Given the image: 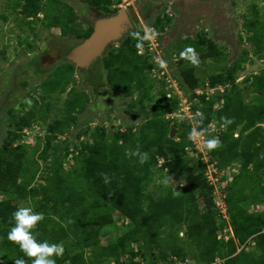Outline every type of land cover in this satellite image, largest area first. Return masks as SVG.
Here are the masks:
<instances>
[{"label":"trees","instance_id":"trees-1","mask_svg":"<svg viewBox=\"0 0 264 264\" xmlns=\"http://www.w3.org/2000/svg\"><path fill=\"white\" fill-rule=\"evenodd\" d=\"M10 1L16 6L22 5L21 13L28 19L34 20L45 11L42 21L46 19L49 28L61 30L64 36L70 35L71 26L78 20L74 8L63 0ZM82 1L105 13V16L117 14L118 9L111 7L116 2L120 3V0ZM259 17L260 13L254 7V18L246 23V28L253 33L250 40L256 42L257 52L262 56L264 34L261 28L264 29V20ZM158 23L155 26L159 30L165 29ZM93 30L92 26L80 36L81 42L89 38ZM184 44L185 47L207 49L199 56L201 62L207 59L217 62L225 58L217 44L203 35H198L197 40L188 38ZM117 45V48H112V45L98 60L103 78L112 91L118 90L125 98L134 96L138 90V102L142 104L139 111L145 112L143 102L149 99V89L145 87L146 75L155 67L150 60L152 58L141 54L147 43L138 36L134 38L128 34ZM248 60L246 53L240 60L227 65L224 71L200 81L195 75L196 66L181 58L178 70L183 82L180 81V87L191 94L192 100L196 98L200 103L199 107L193 105V112L195 116L197 112L205 114L204 126L208 130L213 122L221 127L223 116L234 119L231 125L221 128L220 132H208L211 136H217L223 144L221 148L209 151L211 162L218 172L239 163L240 172L234 183L241 178H253L260 183L264 192V186L261 185L264 177L260 174L264 169V158H261L264 153V127L261 126L264 122V73L245 77L243 81L246 86H241L239 74ZM64 63L69 68L67 78L60 84L51 83L50 87L51 78H46L41 85L44 89L41 95H44V91L47 94L65 92L77 83L75 74L79 69L67 60ZM202 86H209L216 91L221 87L226 90L211 96L206 92L196 94L195 91ZM247 91L258 95L259 99L247 103L249 95H244ZM70 92L71 97L64 104L63 117L49 126L52 133L48 137L50 140L57 139V135L69 130L76 123L77 114L86 110L89 96L76 91L75 87ZM160 95H167L165 89L161 90ZM41 97L44 100V96ZM164 98L151 107L154 117L150 118L146 113L148 121L139 134L127 130L111 136L105 128H98L92 140L82 144L80 152L74 157L76 168L72 171L65 169L62 160L68 158L69 148L63 151L62 145H56L53 153H50L52 146L48 143L41 157L47 159L52 156L53 162L44 184L38 187H31L36 170L26 162L25 146L14 148V140H9L6 148L0 149V195L9 197L0 198V264H14L20 258L31 264V259L25 256L19 246L7 239V233L13 226L12 213L20 207L19 203L32 199L36 200L35 211L45 214V220L36 229L38 239L65 243L64 255L56 258L57 264H86L88 253L90 264H105L110 260L121 264L126 257L124 264H138L135 262L137 257L147 264H172L173 258L183 262L195 260L196 264H214L218 258L222 260L221 264H264V213L250 212L242 207V198L237 194L235 185H230L224 192L233 237L227 241L219 238L220 230L227 223L219 222L217 218V188L205 175V166L195 158H190L195 148L189 133L197 124L193 126L183 122L177 126L175 122L166 120L165 115L177 111L180 101L175 98L170 104ZM33 104L34 107L27 114L15 118L16 126L29 125L36 117L43 115V108H39L36 99ZM136 104L135 101L130 104L131 109ZM171 124L180 129L175 139L170 138ZM239 128L241 132L236 137ZM84 134L88 135V132ZM137 145L142 152L149 154L144 164H140L136 157L129 159L124 154L126 149L135 150ZM159 159L163 160L161 170L167 169L174 176L181 174L191 189L185 191L181 188L177 192L176 187L167 186L157 198L149 193L147 189L155 177L154 164ZM101 173H107L111 183L105 184ZM243 200L251 201L254 206L262 202L250 197H244ZM114 213L126 218L129 224L125 226L123 235L103 247L101 234L103 229L116 223ZM54 216L59 219H54ZM183 239L195 247L194 253L183 245ZM133 243L139 244L137 252L132 248Z\"/></svg>","mask_w":264,"mask_h":264},{"label":"rangeland","instance_id":"rangeland-1","mask_svg":"<svg viewBox=\"0 0 264 264\" xmlns=\"http://www.w3.org/2000/svg\"><path fill=\"white\" fill-rule=\"evenodd\" d=\"M63 2L70 4L78 14V20L69 31V36L73 37L72 40L75 41V38H79L92 27L91 21L95 20L91 17L92 12H89L92 9L85 7L88 4H84L82 0H63ZM117 3L111 9L118 6H120L118 11L121 8L126 9L134 25L133 31L147 43L145 48H142L141 54L144 53L149 56L148 58H152L150 60L155 66L152 72L146 75L145 87L149 89V99L143 102L145 112L139 111L142 104L138 102L140 98L138 90L135 91L134 96L125 98L118 90L112 91L106 83L107 80L104 79L105 86L101 87L104 89L96 91L95 89L99 88L95 86L92 88L90 86L92 84L88 81L83 83V76H80V72L75 74L77 83L72 84L73 86L68 87L65 92L47 94L44 91V95H41L40 92L44 90L41 85L46 78H51L49 87L54 82L60 84L64 78H67L69 68L64 62V64L57 62L50 66L47 64L48 59H44L41 65L40 58L46 57L48 54L51 57L55 56V51L66 47V42L70 39H67L68 36H64L61 30L49 28L46 19L42 21L45 11L32 20L21 13L22 5L16 6L10 0H0V149L6 148L9 140H14V148L25 146L26 162L36 170V177L31 187L44 184V178L52 165V156L47 159L41 157V153L48 143L52 146L50 153H53V148L56 145H62L63 151L67 147L69 148L68 158L62 160L65 169L72 171L76 168L74 157L80 152L82 144L92 140V135L98 128H105L111 136L127 130L139 134L140 129L148 121L147 114L150 118L154 117L151 107L156 106L155 104H158V101L164 97L166 98L163 100H169L170 104L175 98L180 101L177 111L168 112L165 115L166 120L175 122L177 126L183 122L196 126L193 105L199 107L200 103L196 98L192 100L191 94L181 89L180 83L183 80L178 70L180 53L186 48L184 43L188 38L197 40L198 35H203L214 41L225 54V58L221 61L207 59L202 60L198 67L196 66L195 75L200 81H206L212 74L224 71L227 65L240 60L246 53L249 60L244 64V70L239 74L240 85L246 86L243 81L245 77L264 73V53L259 56L256 42L250 40L253 33L248 32L246 28V23L254 18V7L260 13V20H264V0H120V3ZM156 23L162 24L165 29L159 30L155 26ZM261 33L264 34L263 28H261ZM118 46L115 44L112 48ZM206 50L203 47L196 49L199 56H202ZM88 79L90 80V78ZM48 86L44 85L46 88ZM73 87L78 92L86 93L90 98V103L88 102L86 105L85 111L77 114V121L69 130L64 134L57 135V139L50 140L48 137L52 133H50L49 126L55 120L63 117L64 104L71 97L69 91ZM162 89H165L166 96L160 95ZM225 90L226 88L221 87L219 91H212L209 86H202L195 93L206 92L211 96L217 92L223 93ZM244 95L246 97L249 95L247 103H253L259 99L258 95L250 93V91L245 92ZM41 96H44V100ZM35 99L39 103V108L42 106L43 115L36 117L29 125L16 126L15 118H21L27 114L34 107ZM134 101L137 104L135 108L131 109L130 104H133ZM175 124H171V127L176 128L177 137L180 129ZM213 125L217 130L222 128L218 127L216 122H213ZM261 126L264 127V122ZM240 130V128L237 130L236 137L240 134ZM85 131L88 132V135L84 134ZM193 146L195 148L194 143ZM197 146L195 151L190 154V158H195L205 166V175L208 180L211 179L217 189L219 184H223L225 189L230 185H235L237 194L242 198V207H246L250 212L264 213V192L261 190L260 183L258 184L253 178H241L234 183V179L240 172V164L237 163L236 166L218 172L215 164L211 162V156L209 151L204 148L203 142L197 143ZM261 158H264V153ZM156 164H154V180L147 189L155 198L160 196L162 190L167 186L176 187V190L178 187L174 182L173 173L167 169H160L163 160L159 159ZM260 174L264 177V169ZM168 175L173 178V183L165 185L163 181ZM28 177L30 176L28 175ZM179 185V191L191 189L184 179ZM261 185L264 186V181ZM225 189L222 188L215 192L216 204L223 203ZM196 195L199 196L198 191H196ZM6 197L9 198L6 195H0V198ZM244 197L262 202L254 206L249 200L245 202ZM19 205L20 207L29 206L35 210L36 200L22 201ZM216 214L219 222L226 221L225 223H227L219 232V238L227 241L228 238L233 237L230 227L231 218L227 214L224 219L219 216L217 211ZM114 217L116 223L103 229L101 234L100 242L103 247L115 240L117 236L123 235L126 232L125 226L129 224L126 218H121L117 213H114ZM54 219L58 220L59 218L54 216ZM182 236L183 234H181ZM182 243L191 252L196 251L194 246L189 245V241L183 239ZM63 244L65 245L64 242ZM132 248L137 252L139 244L133 243ZM89 256L88 253L86 264H90ZM188 261L190 264H196L195 260ZM221 261L218 258L214 264H221ZM125 262L122 260L121 264ZM135 262L147 264L140 257H137ZM65 264H70V262ZM105 264L115 263L110 260Z\"/></svg>","mask_w":264,"mask_h":264},{"label":"clouds","instance_id":"clouds-1","mask_svg":"<svg viewBox=\"0 0 264 264\" xmlns=\"http://www.w3.org/2000/svg\"><path fill=\"white\" fill-rule=\"evenodd\" d=\"M129 35L134 38L138 36L136 32H130ZM180 57L187 60L193 66H199L201 61L196 49L192 46H187L181 53ZM197 127H193L189 133V138L192 140H202L203 146L208 151H214L223 146L222 141L217 136L208 134L207 127L204 126L206 116L203 112H197L195 116ZM234 122L233 118L227 116L221 117V127L227 128ZM125 156L129 159L136 157L140 164H144L149 159L147 152H142L140 146L137 145L135 150L129 148L125 150ZM101 178L105 184L111 183V178L107 173H101ZM164 184L173 183V178L167 176L164 179ZM175 184V183H174ZM45 220L43 212H37L32 207L21 206L12 213L13 226L7 233V239L18 245L20 250L26 257L31 259V264H57L58 257H62L65 252L63 242L50 243L47 240L38 239L39 233L36 231L38 225ZM14 264H27L23 258L15 260Z\"/></svg>","mask_w":264,"mask_h":264},{"label":"water","instance_id":"water-1","mask_svg":"<svg viewBox=\"0 0 264 264\" xmlns=\"http://www.w3.org/2000/svg\"><path fill=\"white\" fill-rule=\"evenodd\" d=\"M133 29V22L126 9L121 8L117 14L112 16H101L96 20L93 33L90 37L70 50L66 56V60L74 64L79 70H88L104 56L112 45L123 40ZM44 59L54 62L60 58L46 56ZM176 134L177 130L172 126L170 138L175 139ZM182 179L183 176L181 174H177L174 178V182L178 185L177 191L180 190L179 184ZM220 187L221 185H219ZM125 260L126 258H123V262Z\"/></svg>","mask_w":264,"mask_h":264},{"label":"flooded vegetation","instance_id":"flooded-vegetation-1","mask_svg":"<svg viewBox=\"0 0 264 264\" xmlns=\"http://www.w3.org/2000/svg\"><path fill=\"white\" fill-rule=\"evenodd\" d=\"M89 12H92L91 13V17L95 18V15L93 13H97V12H94V11H89ZM100 16H102V15L100 14ZM95 22L96 21H91V25L93 27H94ZM72 38L73 37L68 36L67 39H70V40H67L68 42H66L67 43L66 47H62L61 49H57V51H55V56H53V57L54 58L59 57L60 59L56 60L54 62L48 61V63H47L48 65L52 66L53 64H55L57 62L63 63L64 61H66V56H67L68 52L81 43V40H79L80 38H75V41H73ZM48 56H49V54H48ZM44 58H45L44 56H42L40 58L41 65L44 62ZM98 62L99 61L95 62L90 67V69H88V70H85V69L84 70H79V72L81 74L80 76L81 77L83 76L82 77L83 78V83H87V81H88L89 83L92 84V85H90L92 88H94V86L96 88H99V89H95L96 91L103 90L104 88H101V87L105 86L104 82H103L104 78H103V74H102V70H101V63H98ZM87 77L90 78V80Z\"/></svg>","mask_w":264,"mask_h":264},{"label":"built area","instance_id":"built-area-1","mask_svg":"<svg viewBox=\"0 0 264 264\" xmlns=\"http://www.w3.org/2000/svg\"><path fill=\"white\" fill-rule=\"evenodd\" d=\"M213 91V90H212ZM224 129V128H222ZM219 130L215 129V126L212 124L209 125V130L208 132L209 133H214V132H218ZM194 145H195V149H196V146H197V143H201L202 140H192ZM198 148V146H197ZM209 182L212 184L211 182V179H209ZM218 191V189H217ZM225 198H226V195L224 196L223 198V203H217L216 204V210H217V213L219 214V216H221L222 218L226 219V215L228 214V216H230L229 212H228V207H227V204H226V201H225ZM216 203V202H215ZM220 210V211H219ZM174 262L172 264H190L188 260L186 261H179L177 258H173ZM222 262V261H221ZM220 262V263H221ZM192 264V263H191Z\"/></svg>","mask_w":264,"mask_h":264},{"label":"crops","instance_id":"crops-1","mask_svg":"<svg viewBox=\"0 0 264 264\" xmlns=\"http://www.w3.org/2000/svg\"><path fill=\"white\" fill-rule=\"evenodd\" d=\"M84 3V2H83ZM84 4H86L87 5V3H84ZM85 7H88V9H92L91 11H94V12H97V13H93L94 15H95V18H93V19H95L94 21H96V20H98L101 16H100V14L102 15V16H104L105 14L104 13H102L101 11H99V10H97V9H95L93 6H91V5H88V6H85ZM116 7V6H115ZM120 6H118V7H116V9H118ZM87 11H89V10H87ZM78 15V14H77ZM107 83V82H106ZM90 103V102H89ZM238 165V164H237ZM215 181H218V180H215ZM220 185V184H219ZM219 185H218V190H221L222 188H224L225 189V187L223 186V184H221V187L219 188Z\"/></svg>","mask_w":264,"mask_h":264}]
</instances>
